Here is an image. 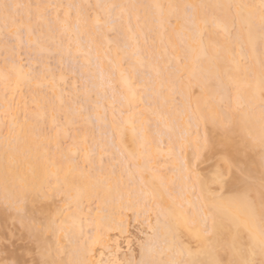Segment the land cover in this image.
Masks as SVG:
<instances>
[{
	"label": "bare ground",
	"instance_id": "bare-ground-1",
	"mask_svg": "<svg viewBox=\"0 0 264 264\" xmlns=\"http://www.w3.org/2000/svg\"><path fill=\"white\" fill-rule=\"evenodd\" d=\"M4 1L20 5V0L19 3L17 0ZM91 1L94 13L91 18L84 7V3L90 0H65L63 15L57 18L62 0H55L57 6L52 13L53 18L55 16L52 28L65 33L66 37L68 35L71 42V46L66 45L68 52L72 49L75 53H86L85 63L90 62V56L96 57L100 71L104 73L100 74L105 75V83L111 85L110 88L107 86L111 92L107 90L106 93L110 94L108 104L117 103V109L104 114L103 95L99 101L89 99L91 91L99 96L101 89L106 90V84L102 83L103 79L100 81L95 69L89 70L92 73L90 83L81 86L84 102H93L92 108L87 110L89 107L82 106L76 109L72 103H63L67 99L62 100L64 96L60 97L61 94H55V103L44 104L48 99L38 94L37 87L53 75L45 73L33 77L28 68L24 70L11 58L3 60L0 64V199L4 203L6 200L15 203L23 192L30 194L27 205L19 206L24 216L14 213V218L22 223L26 237L31 235L39 242L36 243L40 248L37 250L41 251L38 264L44 260L49 264H119L118 256L123 248L117 240L109 238V233L119 227L121 233L130 236L128 224L121 216L126 210H133L136 221L141 217L142 227L147 224L146 228L153 233L142 250L140 264H168L173 259H187V252L183 257L179 256L178 249L172 244L168 220L162 211L167 210L176 217L187 214L189 218L197 217L200 211L199 188L193 190L186 179L180 163L182 151L191 156L198 137L202 140L213 119L218 125L232 124L241 144L247 142L248 148L242 147V154L247 151L246 162L259 177L260 140L264 136V27L261 21L264 0H202L200 5H197L198 0ZM38 8L34 10L37 18L42 9ZM113 8L115 13L112 14L118 17L114 19L115 23L108 21L112 18L108 15ZM29 10L24 7V19L21 18L24 27L20 26L25 28L27 42L44 51L47 46L32 36L34 26L29 24ZM103 16L109 18L105 20ZM13 18L5 19L0 15V23L17 27ZM43 19L47 31L49 21ZM233 26L235 32L230 37L229 30ZM110 30H115L119 37H116L117 42L113 39L114 47L106 50L110 41L107 31ZM82 35L86 45L81 42ZM48 36L52 41L57 37ZM147 39V46L145 42L141 43ZM240 58L247 60V64L243 65ZM81 65L83 67L84 63ZM144 68L146 71L142 72L147 74L148 71L147 76L141 72ZM86 71L79 72L81 76L88 75ZM23 84L31 88L29 98L21 90ZM74 86L72 89L76 92ZM194 87L198 88L196 96H193ZM175 94L180 97L176 104ZM31 103L35 109L31 108ZM52 109L63 112L65 125L71 124L75 118H83L81 109L87 110L82 119L85 122L83 132L70 136L64 125L49 137L43 135L39 122ZM92 116L99 123V135L108 133L105 139L98 135L97 139H100L95 138V143L87 130ZM51 117L48 120L50 127L55 121L54 116ZM151 126L154 129L151 130ZM103 127L107 129L105 133H102ZM192 128H197L193 135ZM67 134L70 142L63 147L61 141L68 139ZM163 137L167 140L164 141ZM88 140L93 141L94 158L89 153L93 150L87 149ZM163 143L165 147L162 148ZM107 153L110 160L103 164L102 158ZM79 154L80 162H76L75 156ZM113 154L114 157L110 158ZM161 158L162 164L156 167V160ZM113 160H116V166ZM110 163L117 169L110 167ZM55 194L64 199L61 208V204L53 208L60 217L59 224L55 225L46 217L42 219L45 222L42 227L38 220L36 225L34 216L29 215L34 212L32 205L43 198L52 199ZM93 198L97 200V206L84 214L82 202ZM1 211L0 233L8 220L6 211ZM150 212L152 217L155 215L154 222ZM41 228L55 234L52 241L43 237ZM89 228L91 234L80 241L83 229ZM62 234L68 240L65 247L59 245ZM184 237L185 244H188L187 233ZM238 244L246 248L247 258L261 259L258 244L253 247L243 229ZM97 246L102 249L98 254L95 251ZM52 251L57 252V256H52ZM129 251L127 242L123 252ZM60 253L66 258H57ZM161 255L166 258L162 260ZM224 258H233L232 253H227Z\"/></svg>",
	"mask_w": 264,
	"mask_h": 264
},
{
	"label": "rangeland",
	"instance_id": "rangeland-1",
	"mask_svg": "<svg viewBox=\"0 0 264 264\" xmlns=\"http://www.w3.org/2000/svg\"><path fill=\"white\" fill-rule=\"evenodd\" d=\"M2 1H3V3H7L4 0H1V2ZM22 1L20 0V5H22L21 8L24 9V7H26V10L30 9L29 10L30 14L28 16L30 18L29 24L32 23L34 26V29L32 28L33 29L32 36L37 39V42H40V43L46 45L47 49L44 51H42L40 49L38 50L35 43H34L35 45H33V44H29L27 42V39H26L27 36H26V33L24 32L25 28L24 29L22 28L24 26H23L22 20H21V18L24 19V14L22 13L23 9L21 10V8H20V10H18V12L13 16L16 21L15 20L12 21V22H16L15 25H18L19 27L18 26L17 27L11 26V24L2 25L0 23V64L3 60L8 61L11 58L10 60L17 62L19 65H21V67H23L24 70H26L28 68L27 70L29 71L30 74H32L31 76H33V77H39L45 73L53 75L51 77H47L46 78L47 81L45 80L44 82L41 83V85L39 87H37V90L39 91L38 94L40 96L48 99V100H46L47 102L44 103L46 105H47V103H50V102L55 103L57 100V97L55 94H61V95H59L60 97L64 96V97H62V100L64 98L67 99V101L63 100V103H65V102L67 104L72 103L76 109L81 108L82 106H86V107H89V108H87V110H88V109L92 108L91 105L93 104V102H95L97 100L99 101L100 96L103 95L104 107L102 109H104V108L106 109V112L104 111L105 109L103 110L104 114H107V112L110 110L116 111L117 103H112L111 106L108 104V100L110 99L109 98L110 94L106 95V93L108 91H109V93H111L110 89H108V88H110L111 85L106 84L107 83V82L105 83V81H107V79L105 80L106 76L104 75V77H103V75L100 74V73H102V74H104V73L102 71H100L101 68H100V66H98V60L96 59V57L90 56V62L85 63L84 59L86 57V53H84V52H76L75 53V52L71 51L72 49L69 50V52H70L69 53L68 50H66V45L71 46V42H70V39L68 38V35L66 37V35H64L65 33L64 34L58 33L57 31L53 30V28H52L53 24L52 23L54 21L53 19H55V16L53 18V14L55 13L56 6H57V5H55V3H56L55 0H22ZM201 1L202 0H198L197 5H200ZM62 2H61L62 6L57 9L58 10L57 18H61L63 15V9L62 8H63V5L65 4V0H62ZM90 2L84 3V7H85V11L87 12V15L91 18L94 13H93L92 1L90 0ZM8 3H10V2L8 1ZM18 3H19V1H18ZM42 6H44V7H42ZM38 7H41L43 9V10L41 9L39 12V18L42 17L40 19L37 18V11L34 12V10H37L36 8H38ZM189 9L190 8H187V10H189ZM262 10H264V9H262ZM29 11H28V13H29ZM112 11L113 12L110 11L111 16L108 15L109 17H112V18H109V17H107V18H109L108 21L115 23V20H117L118 17L115 14H112V13H115L114 8ZM58 16H60V17H58ZM29 18H28V20H29ZM43 18H45L47 22L49 21L48 25H47L50 27L48 29L49 31L47 30L48 32L45 30L46 26L43 25V21H44ZM48 18H50V19H48ZM103 18H104V16H103ZM42 19H43V21H42ZM28 20H26L27 23H28ZM19 22H20V24H19ZM49 24H51V25H49ZM18 29H19V31H18ZM207 29H208V27L204 29L203 38L206 34ZM50 31H52L53 33H51ZM114 31L113 30L107 31V38L110 41L108 42V49H106V50H111L114 47V43H115L113 41V39H116V37L118 39V37H119V36L115 35ZM229 31H230L229 36L231 37L232 34L235 32V27L234 26L231 27ZM97 33L98 32H96V34ZM51 34H53L52 35L53 38L56 37V35H57V37L54 38L56 40L53 39L55 41V43H54V41H52V38H48L49 37L48 35L51 36ZM70 35H72V34H70ZM114 35H115V37H114ZM63 37H65V38H63ZM96 37H98V36L96 35ZM120 38H121V36H120ZM67 39H69V40H67ZM117 39L115 40L116 42H117ZM42 40H44V42H42ZM66 40L69 42V44ZM83 40H84V35L81 36V42L82 43H84ZM111 40L113 43L111 42ZM147 40L146 41L141 40V43L144 44V42H145L144 45L147 46L148 45L147 42H149V40L148 41ZM64 43H66V44H64ZM138 43L141 45L139 40H138ZM86 44L84 43V45H86ZM144 45L142 47H145ZM64 48H65V50H63ZM63 51L67 52V53H64ZM71 54H72V56H71ZM73 56H74V58H73ZM240 61L242 62L243 65L247 64V60H245L243 58L242 59L240 58ZM83 63H84V65L82 67L81 64H83ZM85 64H87L88 66ZM84 66H86L85 69H84ZM123 67H125V65ZM86 69H87L86 74H88V75L83 74L81 76V74L83 73L82 71L86 70ZM92 69H95L97 71L96 74H97L98 78L100 79V81H101V79H103L102 81L105 80L102 83L106 84L105 85L106 90L104 89L103 90L104 92H103L101 89V94L99 96L97 94H95V92L91 91V93H90L91 96L89 97V99L93 102H92V104H91V102H89V104H87V102L86 103L84 102L83 94H82L83 89L81 88V86L86 84V83L89 84L90 81L92 80V77H91L92 73L89 71ZM79 71H81L82 73H80ZM142 71L145 73L146 69L144 68L143 70H141V72ZM146 73L148 74V71ZM58 74H60V75L58 76ZM79 74H80V76H79ZM143 74H141V75H143ZM147 74H144V75L147 76ZM59 77H60V79L62 77L63 78L61 80H59L58 79ZM101 77H103V78H101ZM50 78H52V79H50ZM78 78L80 80H78ZM73 79H75V80H73ZM58 80L60 81L59 83H58ZM133 82L135 83L134 80H133ZM104 84H102V85H104ZM73 86H74V88L77 89L76 92L72 89ZM107 86H108V88H107ZM101 88H105V87L102 86ZM21 90L23 91V94L25 96H27V98H29L31 96V88L26 86V84H23L21 86ZM5 94L8 95V92H6ZM38 94H37V96H39ZM197 94H198V88L194 87L193 96H196ZM179 98H180L179 95H176V96L173 95V99L175 100V104L179 103ZM70 99H72V100H70ZM174 100H173V102H174ZM139 103L141 104V102H139ZM139 103L137 104L138 106L140 105ZM88 105H90V106H88ZM222 105L224 106V104H222ZM66 107H68V105ZM74 107H72V108H74ZM31 108L35 109L34 103H31ZM87 110L81 109V117H83V116L85 117V113ZM55 111H54V109H52L51 112H49V115L46 113V115L44 116V119H41L39 122L40 123V129L43 132V135H45V136L47 135V137H49L48 135H51L55 131H57V129H59V131H60L61 130L60 128L65 125V120H64L65 118H64L63 112H60V111L55 112ZM48 116H49V118H48ZM51 116H54L53 120H55V121H53V125H51V127H50L48 124V122H49L48 120L50 118H52ZM84 117L81 119L79 117L75 118V120H73V122L71 124L64 126L67 128V132L70 136L73 133L83 132L84 127H85V122L82 121V119L84 120ZM89 120H90L91 124H89L88 125L89 127L88 128L86 127V128H87V130L89 129L88 135H90L89 136L90 139H92L94 141L95 138L97 139V136L99 135L101 130H100V128H97V127H99V123L96 121V118H94V116H92V118H89ZM98 129L100 130V132L98 131ZM103 129H105V127L102 128V133H105V131L107 129H105L104 131H103ZM152 129H154V128L151 126V130ZM199 130L201 131V128H199ZM196 131H197V128H192L191 129L192 135ZM68 134H67V138L69 137ZM105 134L104 135L100 134L99 137L103 135L104 137L102 136V138L105 139V136L108 133L106 135ZM89 137H88V139H89ZM99 137H98V139H100ZM68 139H66V138H64L63 140L61 139L62 140L61 144L63 147L64 146L66 147L69 144L70 139L69 140ZM89 140H88L89 143L88 142H87L88 144L86 143L87 149L89 151L93 150L92 152H89V153L92 155V158H94V155H95V148L93 146L94 144H93L92 140L91 141H89ZM163 140L166 141L167 138L163 137ZM95 141H94V143H95ZM161 146H162V148H163V146L165 147V143L161 144ZM80 154L78 156L76 155L77 157L75 156L76 162H80V159H79ZM108 157H109L108 153L103 156V158H102L103 162H104L103 164L108 163V160H110ZM112 157H114V154L110 156V158H112ZM113 159H115V158H113ZM115 161L113 163L114 165H115V163H117ZM162 162H163L162 158L159 160L157 159L156 164H155L156 167H157V165H161ZM84 167H85V169H87V167H88L87 164H85ZM110 167H112L113 169L114 168L117 169V167L112 166L111 163H110ZM156 167L154 166V168H156ZM49 185H47L46 187H48ZM46 187H44L45 190L47 189ZM47 190L45 192H47ZM194 195L195 194H193L191 197H194ZM169 198L170 197H168V199ZM37 201H35V203L32 205L34 207V208L32 207L33 208L32 210L34 211L33 214H29V215H32V217L33 216L35 217V218L33 217V219H36L35 220L36 225L39 221L38 224L40 226L42 224V226H43L45 222L42 219L43 218L46 219V217H48V219H50V220L52 219L54 221L55 225L59 224L60 217L58 214H55V212L53 211V208L56 206H59L60 204L61 205L59 207L61 208L64 205L63 204L64 199H62L61 196H57V194H55V196L54 195L52 196V199L51 198L50 199H44L43 198V199L37 200ZM96 206H97V200L95 198H93L90 201H83L82 202V210H83L84 214H85V212L90 210L89 208L92 209V208H95ZM72 208L73 207H71V209ZM56 209H58V207ZM1 210L6 211L5 213H7L6 215L8 217V220L6 222V225H5L3 232L0 233L1 234L0 236L1 237L3 236L2 238L0 237V264H15V262H20V261L22 262V264H24V262H27V264H34V262H35V264L40 263L38 261V260H40V257L38 255L41 251L39 250L40 249L39 246L36 247V243L39 244V242L35 241L34 238L31 237V235H30V237H26V233L24 235V232L22 229L23 225H21L22 223L20 224V221L19 220L17 221V219H15L16 217L14 218V216H16V215H14V213L17 214V212L14 209L13 210L6 209L5 203L2 199H0V211ZM133 212H134L133 210H131V211L126 210V211H122V213H121L122 218L128 224V230H129L130 236L128 234V237H127L126 234L121 233V229H119V227H118V229L114 230V232L110 231V233H109V238L113 239V240H117L118 243L121 245V248H123L122 252L120 253V257L118 256V259L120 261L119 264H128V263L140 264V261H141L140 256H141L142 250H143V248L146 247L147 243L150 242L149 240H151L152 236H153L152 231H149L148 228H146L147 224H145L142 227L143 224L140 223V221H139L142 219L141 217L140 218L138 217V221L140 224L137 223L138 221H136L137 219H136L135 212H134V214H133ZM23 214H24V212L20 211V213L17 215L24 216ZM149 214L151 215L152 221L154 222L155 215H153L154 217H152L153 213L150 212ZM25 216H28V214L27 215L25 214ZM82 216L84 217V215H82ZM82 216H81V219L84 222V219L82 218ZM26 219L28 220V218H26ZM142 222H143V219H142ZM33 223H34V221H33ZM40 226H37V227H40ZM41 229H42L41 231L43 233L41 231H40V233L43 235V237L44 238H46V237L51 238V241H52V237L55 234L53 235V232L45 231L43 228H41ZM84 230H87V231L85 232ZM90 231H91L90 228L89 229H83V232L79 235V240L83 241L85 236H89L91 234ZM126 237L130 241L126 240L127 239ZM123 238H126V239H123ZM55 241H56V238H55ZM60 241H62V242H60L59 245H62L63 247L67 246L66 244H68V242H67L68 240L65 238L64 234L61 235ZM124 242H125V244H124ZM127 242H128L129 248H130L129 253L123 252L124 249L126 248ZM37 248H39V249L37 250ZM99 250L101 251L102 249L98 248V246L95 247L96 254L99 253ZM15 254H17V255H15ZM57 254H58L57 252H53V255L52 254L51 255L57 256ZM17 256H18V260H17ZM59 256L60 257H57L59 259L66 258L64 253L63 254L60 253ZM19 257L21 258V260L19 259ZM161 257H162V260H164L166 258L165 255H161ZM128 258H132L133 260H131V262H130ZM115 264H117V263H115Z\"/></svg>",
	"mask_w": 264,
	"mask_h": 264
},
{
	"label": "snow or ice",
	"instance_id": "snow-or-ice-1",
	"mask_svg": "<svg viewBox=\"0 0 264 264\" xmlns=\"http://www.w3.org/2000/svg\"><path fill=\"white\" fill-rule=\"evenodd\" d=\"M21 7L0 3V15L8 19ZM261 8L264 9V3ZM261 21L264 27V12ZM210 123L211 127L207 128L202 140L198 137L191 156L181 153L180 163L186 179L193 190L199 188L200 211L197 217L189 218L187 214L176 217L162 210L178 255L183 257L185 252L188 255L187 259H173L168 264H264V136L260 140L257 178L246 162L247 151L243 154L241 151L242 147L248 148V144H241L235 126L218 125L214 119ZM29 195L23 192L15 203L6 200L5 208L14 209L19 214V205L26 204ZM241 229L247 233L253 247L258 244L259 261L247 258L246 248L238 244ZM184 233L190 238L188 244H185ZM229 252L233 258L225 259ZM41 264H49V261L44 260Z\"/></svg>",
	"mask_w": 264,
	"mask_h": 264
}]
</instances>
